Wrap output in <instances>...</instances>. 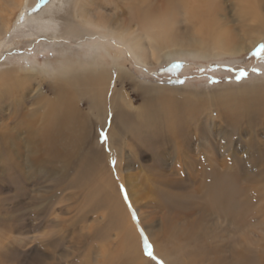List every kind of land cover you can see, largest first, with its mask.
<instances>
[{"label":"rangeland","instance_id":"rangeland-1","mask_svg":"<svg viewBox=\"0 0 264 264\" xmlns=\"http://www.w3.org/2000/svg\"><path fill=\"white\" fill-rule=\"evenodd\" d=\"M49 1L35 0L33 7L26 5L24 11L27 15L34 11L38 13ZM150 1L154 3L156 0ZM240 1L218 0L219 14L225 18L223 25H219L225 31L248 34L251 39L242 41L246 45L254 41L258 33L253 27H248L254 24L247 20V16L243 17V10L238 8ZM133 9L128 0H106L96 5L90 16L108 32L114 25L129 22L133 18ZM21 15L22 12L15 11L9 20L12 31L2 35L0 40V132H9L8 136L16 134V131L9 129V126L12 127V116L13 121H19L22 126L20 130L25 133L23 139H30L28 128L32 124L41 123L43 118H28L26 114L35 102L38 83L45 98L51 100L54 97L49 89L54 83L47 77L39 74L31 76L33 78L28 82L31 86L28 87L23 84L27 83L23 79V71L36 66H55L63 54L69 60L78 57L88 60L93 56L107 58L106 49L113 51L112 55L118 57L119 65L124 67L122 77L119 76L123 80H114L113 87L132 103L133 108L127 109L132 115H138L142 110L140 107L167 105L175 100L191 101L192 95L208 98L233 92L231 95L239 103L240 99L247 98V91L256 96L254 91L259 89L256 90V85L264 84V50L259 47L264 45V40L237 56L201 61L175 58L145 67L123 54L108 36L102 38L96 33L90 37L86 34L80 40H72L60 33L63 25L57 28L48 25V29L43 31L33 24L27 28H17L16 22L24 21V15L20 18ZM179 18L183 19L181 15ZM186 26L182 21L176 24L178 36L172 45L176 46L178 41L185 43L198 35L197 30L189 32ZM86 31L97 32L93 29ZM95 41L98 45L93 53ZM105 60L106 65L111 62L110 59ZM13 68L18 69L19 76L8 79L1 75ZM17 78L22 80L19 84L16 83ZM86 100L81 97L84 112L89 109ZM193 106L200 110L191 117V127L197 131L196 134L192 135L189 128L181 130L177 136L181 142L177 143L167 137L162 143V152L168 155L164 158H157L156 149L149 145L158 138L153 137L150 131L144 134L133 131V134L126 133L130 153H126L125 158L127 161H130V157L134 160L128 163L124 172L116 169L112 172L117 188L123 193L119 194L122 209H113L115 222L108 220L109 215L105 210L91 212V205L87 207L89 204L86 201L90 199L86 197V192L70 189L55 192L60 182L77 178L91 142L99 135L94 128L92 131L86 128V140L84 135L81 142L76 139L70 147L67 144L65 148L57 150L58 156L45 151V169L43 173L35 172L31 179L24 175L27 171L23 167L24 157L14 163L8 157L19 147L25 156V145L16 141L20 146L12 149L10 140L0 141V264H157V261L161 264H196L183 256L194 245V241L185 242L190 237L200 244L208 242L219 249L218 253L207 255L205 261L197 264H234L237 254L255 259L256 264H264V112L260 111V106L253 104L244 113L237 106L232 111L215 103H209L202 109L196 102ZM88 116L89 122L92 120L101 125L99 122L102 120L98 121L90 114ZM84 121L85 116L80 118L79 124ZM111 130L119 135L118 128ZM80 133L79 130L78 139L82 136ZM161 135L164 136L162 133L160 138ZM1 144L5 147H1ZM105 151L108 155L114 153L109 149ZM180 152L187 157L183 163L193 164L190 170L185 167L181 169L182 163L177 158ZM216 161L219 162L217 165ZM190 173L195 174L197 179ZM212 175L217 180L213 176L211 181L209 178ZM158 179L165 183L161 185L156 181ZM209 180L212 182L210 186L222 181L227 189L228 210L223 212L224 219L217 212L206 218L201 208L199 212L189 205L196 202L202 204L204 188L200 184L203 182L205 185ZM234 214H238L234 217L238 221L232 220ZM85 216H88L87 219ZM192 223L195 226L191 227ZM177 227L180 232L184 231V237L180 236L182 240L174 235ZM126 230L134 233L139 254L131 252L132 245L123 250ZM164 240L168 242L167 245L163 243ZM145 241L151 246L156 260L147 255ZM161 253L168 259L163 260L159 256Z\"/></svg>","mask_w":264,"mask_h":264},{"label":"bare ground","instance_id":"bare-ground-1","mask_svg":"<svg viewBox=\"0 0 264 264\" xmlns=\"http://www.w3.org/2000/svg\"><path fill=\"white\" fill-rule=\"evenodd\" d=\"M101 1L106 0H50L45 6H42L40 12L35 13L36 11H34L27 15L24 11L26 5L27 7H33L35 0H0V40L2 39V35H8L12 31V23L9 20L14 16L15 11L18 13L22 12L24 15V21L16 22L17 28H27L28 25L33 24L39 31H43L48 29V25H52L55 28L59 25H63L62 32L60 33L72 40H80L84 38L86 34H89L90 37L94 36L96 33L102 38L108 36L111 42L121 49L123 54H127L136 63L145 67L163 60L171 61L175 58H187L192 61H201L212 60V58L217 59L223 56H237L254 47L261 40H264L263 0H242L239 2L238 8L243 10V17L247 16V20H250V22L254 24L253 26L248 25V27H253L258 33L256 36L257 38L254 41L247 42L246 45L242 44V41L251 39L247 36L248 34L240 33L239 35L230 30H228L229 32L225 31L223 30L224 28L220 29L221 26L219 23L223 25L225 18L219 14L218 6L220 4L218 0H156L154 3L150 0H128V3L134 8L133 18H131L129 22L124 21L116 26L114 25L111 31L108 32L106 28L97 25L90 16L92 9ZM23 15H21L20 18H23ZM180 15L183 17L181 20L179 18ZM181 21L184 24L186 23V28L189 32L197 30L198 35L194 39L189 38L185 43L178 41L175 46L172 44L176 42L178 36L176 24H179ZM87 29H93V31L97 32H88L86 31ZM88 39L89 38H87V40ZM94 43V47H92L93 51L91 50L93 53L95 46L98 45L96 41ZM112 52L113 51L106 49L107 58L104 56H93V58L90 59L86 57L88 60L79 57L75 60H69L67 56L63 54L55 66H46L45 68L36 66L25 69L24 71L22 70L23 73H25L23 79L27 82L23 84H26L28 87L31 86V83H28L31 78H33L31 76L39 74V76L43 75L47 77L50 82L54 83L53 86L49 87L54 97L51 98V100L45 98V96L42 95L44 91H42V88H40L41 85L38 83V90H36V98L34 99L35 102L31 104V108L26 114L28 118H43L41 123L38 125L32 124L31 127L28 128V134L31 135L30 139H23L22 136L25 133L20 130L22 126L20 127L19 121H13L14 116H12L10 118L12 127L9 126V129L16 131V134L14 136H8L7 134L9 132H0V141L4 142L10 140L11 148L20 146L16 144V141L22 142L23 145H25V156L21 154L19 147L18 150L16 149L13 153H10L8 157L12 163L20 161V159L24 157L23 167L27 169L24 175L26 174L28 178L31 179L35 172L43 173L45 169L43 164L45 151H48V153L54 156H58L57 150L65 148L67 144L69 145L68 147H70L76 139L77 142H81L84 135L86 140V138H88L86 137L88 134L86 128L91 131L94 128L95 133H99V135L91 142L83 162L80 164L77 178L74 180L66 179L60 182L55 192L69 189L75 192H86V197L90 199L86 201V203L89 204L87 207L91 205V212L94 211L93 213H99V211L105 210L109 215L108 220L115 222L116 216L113 214V209H122V201L119 195L122 191L117 188L112 178V172L115 169L124 172V169L128 167V163L130 164L131 161L134 160L130 157V161H127L125 158V154L130 153L126 145V141L129 138L126 134L127 132L130 134H133V132L144 134V132L147 133L150 131L153 137L158 138L152 140L149 145L153 149H156L157 158H164L168 155L163 154L162 143L167 137L176 140L177 143L181 142V140L179 141L177 138L181 130H188L189 128V130H191L189 132H192V135L196 134L197 131L191 127V117L196 115V111L200 112L199 109L193 106L195 102L199 105L200 109L206 108V105L209 103H215L217 105L221 104L222 107H226L231 111L234 109V106H237L240 110H243L242 113L248 111V106L253 104L256 107L260 106V111L264 112V84L261 83L256 85V90L259 88L257 90L258 94L257 91H254L256 96L247 91V95L245 94L247 98L240 99L239 103L237 99L234 100L235 98L231 95L233 92L229 94H219L215 97L209 96L208 98L201 95H192L193 98H191V101L193 103L189 101V99H184L183 101H188L185 103L175 100L176 102L173 101L167 105L158 104L156 107L153 105L147 106V108L140 107V110L142 109L140 113L138 115L133 113L134 115H132L127 111V109L131 107L133 108L132 103L126 99L123 93L119 95L120 91L118 93V89L116 91L115 87H113L114 80H117V82L123 80L119 76L122 77L124 67L119 65L120 61L118 57H114ZM105 59H110L111 64L109 63L106 65ZM1 75H4L8 79L15 78L19 76V71L15 68L11 71L7 69ZM20 81L22 80L16 79V83L19 84ZM110 81L111 83H109ZM248 94L251 96L248 97ZM236 96L238 95L236 94ZM81 97L87 99L86 104H88L89 108L87 112H84L81 107ZM233 100L236 104H234ZM259 100H261V102H259ZM178 104H182L183 106ZM186 106H188L187 108L189 109H186ZM182 107H184L185 110ZM16 113L15 111V114ZM89 114L95 116L98 121L102 120V122H99L101 125L92 120L89 122ZM83 116L86 117V121L79 124L80 118ZM81 125L82 128L80 129ZM110 125L113 128L119 129V131L117 130L119 135H116V133L111 130L113 128H109ZM79 130L82 136L80 138L78 135V139L77 133ZM102 131L106 140L101 138ZM162 133L164 136L161 135L160 138V134ZM107 136H109V139ZM205 139L206 138H204V140ZM1 147H5L4 144H1ZM105 149L112 150L114 153L108 155ZM203 156L206 157L205 155ZM177 158L182 163V166H180L181 169L183 167L188 168V170L191 169L190 165L192 166L193 164L182 162L187 159L185 153H178ZM218 163L219 162L216 161V165ZM204 173H206V171ZM4 175L5 174H2V176ZM180 175L182 174L180 173ZM190 175H192L195 180L197 179L195 174L190 173ZM190 175L189 178L192 181ZM213 176L214 175L209 179ZM214 178L216 179L215 176ZM219 178L220 177H218V179ZM156 181L161 185L165 183L162 179ZM215 182L217 183V181ZM168 183L165 185L168 186ZM170 183H172V181ZM202 183L200 184L204 188L202 204L201 202H196V204L191 203L189 204L190 207L197 211L201 208L206 218L217 212L222 219H224L225 216L223 217V212L228 210V193L224 184H222V181H218L216 185L210 186V180L208 183H205V185ZM72 196L73 194L71 197ZM251 211L254 212L252 209ZM235 215L238 216V214H234L232 216L233 218L231 216L229 217L233 220ZM220 216L219 218H221ZM86 217L88 216H85V219H87ZM229 217L228 219H230ZM238 218L241 219V216ZM234 220H236V218ZM118 222L120 224L121 220L119 219ZM193 226L195 225L192 223L191 227ZM174 233L176 239L179 237L178 240H182L180 236L184 237V231L180 232L178 227L177 231ZM134 237L135 235L133 232L126 230L124 237L126 240L125 244H123L124 247L123 245L122 247L124 250L128 247L130 248L132 245L131 252L139 254L137 245L134 243ZM148 238L151 237L148 235ZM193 241V247H190L189 250L187 249L188 251L185 250L186 252L183 253V256L190 258L189 261L191 262H195L196 264L203 262L206 260L207 255L219 252L217 247L211 246L208 242H205L203 245L202 243H198V240L196 241L193 237H190L189 240H185L187 243H193ZM163 243L167 245L168 242L164 240ZM182 248L185 247L182 246ZM159 256L163 260L168 259L164 253H161ZM256 263L255 259L243 254L234 256V264Z\"/></svg>","mask_w":264,"mask_h":264},{"label":"snow or ice","instance_id":"snow-or-ice-1","mask_svg":"<svg viewBox=\"0 0 264 264\" xmlns=\"http://www.w3.org/2000/svg\"><path fill=\"white\" fill-rule=\"evenodd\" d=\"M259 47L261 50H264V45H260ZM242 75H246V73H242ZM101 138L106 140V137H105L103 131L101 132ZM145 250H146L147 255L149 257H151L153 260H156V257L153 255L151 246L147 243V241H145ZM157 264H161V262L157 261Z\"/></svg>","mask_w":264,"mask_h":264}]
</instances>
